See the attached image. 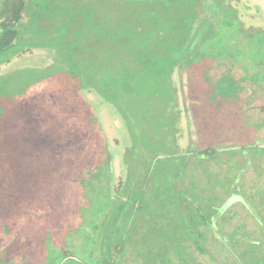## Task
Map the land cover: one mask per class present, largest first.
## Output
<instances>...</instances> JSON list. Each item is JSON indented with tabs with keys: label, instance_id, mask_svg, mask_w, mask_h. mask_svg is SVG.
Segmentation results:
<instances>
[{
	"label": "rangeland",
	"instance_id": "rangeland-1",
	"mask_svg": "<svg viewBox=\"0 0 264 264\" xmlns=\"http://www.w3.org/2000/svg\"><path fill=\"white\" fill-rule=\"evenodd\" d=\"M26 1L7 53L17 55L0 65V264H264V59L190 61L172 75L171 97L139 103L132 126L81 74L91 70L93 81L116 0ZM231 8L249 34L264 31V0ZM240 45L246 54L247 40ZM222 76L240 90L216 108ZM87 110L107 139L109 188L97 179L105 168L90 172L80 152L82 126L72 127ZM36 144H61L76 163L87 156L54 175L59 156ZM205 147L216 154L199 156ZM44 172L48 194L37 197Z\"/></svg>",
	"mask_w": 264,
	"mask_h": 264
},
{
	"label": "trees",
	"instance_id": "trees-1",
	"mask_svg": "<svg viewBox=\"0 0 264 264\" xmlns=\"http://www.w3.org/2000/svg\"><path fill=\"white\" fill-rule=\"evenodd\" d=\"M235 1L237 0H116L113 5L110 3L106 7L107 11L115 12L116 15L111 21L110 29L103 28L99 31L102 48L99 64H91V68L96 69L93 81L88 75L91 70L81 72L85 86L94 88L100 100L105 101L106 105L117 106L121 115L125 114L124 117L133 126L140 122L139 103L160 100L159 98L164 96L166 99L171 97L172 75L185 68L190 61H198L203 57L215 60L221 56L244 55L243 57L253 64L262 62L264 31L248 33L241 24L238 14L231 8V3ZM26 7V0H0V65L9 63L11 58L17 55L10 53L8 56L7 53L22 32L20 24ZM242 39L247 40L249 51L246 54H244L246 48L240 45ZM78 64L83 67L82 62ZM151 81L155 82L154 87L157 90L147 96L145 92L149 89ZM213 90L217 95H212L210 100L219 108L225 101L235 100V92L240 90V87H237L229 77L222 76L212 92ZM85 101L84 99L86 106ZM126 110L128 112H125ZM164 114L163 120L167 115L168 120L172 118L174 120L175 114L173 117L169 111ZM78 125L83 128L85 137L83 147L84 144L88 145V148L84 147L85 151L82 148L80 152L90 154V158L87 159L89 168H97L96 164L100 169L105 168V172L102 170L103 175H97V179L106 177L109 188L110 181L106 176L109 175L108 144L97 125L96 114L87 110V115L80 123L75 122L72 127L76 129ZM69 131L71 132L70 129ZM38 145L36 144V150H48L49 153L54 152L59 156L53 159L55 164L51 163L54 175L64 171L65 167H79L87 156L82 155L78 163L73 158L74 153L72 156L61 157L60 153L67 149L76 150L77 147L72 141L66 143L67 149L62 148L61 144L48 146V149ZM106 147L108 152L105 151ZM216 152L217 149L212 147L197 150L199 156H212ZM93 170L96 171L92 169L90 172ZM48 178V172L37 178L35 184L37 197L44 196V193L48 194L49 185L44 187L48 184ZM50 188L54 196H61L58 190H62V184L57 176H54ZM198 249L203 251L201 248ZM103 264L113 263L112 260H105Z\"/></svg>",
	"mask_w": 264,
	"mask_h": 264
},
{
	"label": "crops",
	"instance_id": "crops-1",
	"mask_svg": "<svg viewBox=\"0 0 264 264\" xmlns=\"http://www.w3.org/2000/svg\"><path fill=\"white\" fill-rule=\"evenodd\" d=\"M258 233H256V235H257Z\"/></svg>",
	"mask_w": 264,
	"mask_h": 264
}]
</instances>
